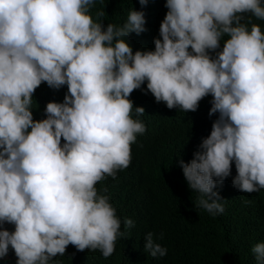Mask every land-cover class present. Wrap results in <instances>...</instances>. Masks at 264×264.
I'll list each match as a JSON object with an SVG mask.
<instances>
[{"label":"clouds","instance_id":"9594fccd","mask_svg":"<svg viewBox=\"0 0 264 264\" xmlns=\"http://www.w3.org/2000/svg\"><path fill=\"white\" fill-rule=\"evenodd\" d=\"M146 3L104 25L95 0H0V259L11 248L15 264H54L69 244L114 252L134 221L96 185L129 165L146 131L134 89L183 112L211 96L209 134L178 160L197 208L224 211L216 186L233 165L235 188L264 189V31L252 22L264 20V0H165L154 48L133 51ZM42 82L67 90L34 119ZM161 239L146 232L143 251L165 256ZM250 251L264 264V241Z\"/></svg>","mask_w":264,"mask_h":264},{"label":"trees","instance_id":"16d2710c","mask_svg":"<svg viewBox=\"0 0 264 264\" xmlns=\"http://www.w3.org/2000/svg\"><path fill=\"white\" fill-rule=\"evenodd\" d=\"M164 4L165 0H147L142 9L146 30L129 33L127 38L133 51L154 48L153 38L158 37L167 11ZM131 7L140 10L139 0H95L92 11L104 8L102 23L120 24ZM252 22L264 31V20L253 18ZM66 90V85L51 89L42 82L33 93L37 105L32 109L33 118H43L46 102L62 101ZM129 98L134 106L144 108L141 119L146 131L131 145L129 165L118 170L115 178L105 176L96 186L107 188L117 215L122 221L131 218L134 226L117 239L107 258L98 250L78 251L69 244L63 256L54 257V264H256L250 249L264 241V189L247 193L235 188L231 183L233 165L231 174L216 186L224 199V211L211 216L195 206L196 193L187 187L178 164L180 159L190 160L210 132L217 115H208L211 96L201 98L195 111L186 112L156 102L146 89H134ZM4 227L11 229L12 225ZM148 231L163 233L159 242L167 249L165 256L153 258L143 251V236ZM15 261L9 248L0 264Z\"/></svg>","mask_w":264,"mask_h":264}]
</instances>
